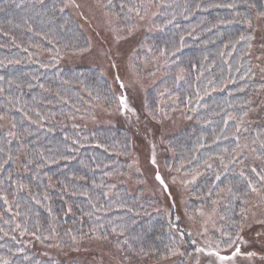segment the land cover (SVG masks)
<instances>
[{
    "label": "trees",
    "instance_id": "1",
    "mask_svg": "<svg viewBox=\"0 0 264 264\" xmlns=\"http://www.w3.org/2000/svg\"><path fill=\"white\" fill-rule=\"evenodd\" d=\"M85 1L122 32L150 19L135 51L148 47L160 76L140 113L160 125L150 114L165 103L185 124L160 137L159 151L149 147L148 165L157 186L203 168L184 191L186 209L222 195L213 239L226 256L264 186V0ZM77 11L68 0H0V264H81L44 248L86 244L134 264L179 251L174 264H195L172 206L137 183L145 169L130 177L136 134L146 129L97 121L101 108L126 111L127 93L120 78L78 60L93 37ZM242 141L257 159L253 169L243 156L229 161Z\"/></svg>",
    "mask_w": 264,
    "mask_h": 264
},
{
    "label": "rangeland",
    "instance_id": "2",
    "mask_svg": "<svg viewBox=\"0 0 264 264\" xmlns=\"http://www.w3.org/2000/svg\"><path fill=\"white\" fill-rule=\"evenodd\" d=\"M68 1L79 7V12H77L82 17H85L86 27L93 37V50L90 51L91 53L85 59L78 60H84V63L88 64H96L112 76L120 78L119 81L123 83L127 93L126 111L119 110V112H115V110L111 111L101 108L96 114L99 116L97 121L108 124L110 122L120 123L121 125L129 126L133 131L140 126L142 129H146L145 135L136 134V151L131 156L132 173L130 177L140 176V174L142 176L144 174L142 171L145 169L144 177L138 180L137 183L144 188L147 196L157 190L161 198L172 206L175 218L180 222L181 228L192 238V243L198 256L195 264H264V186L261 191L254 192V198L248 204L240 239L236 242L233 249L225 252L226 256H221L224 252L217 251L214 248L215 241L213 236L220 233L219 209L222 203V195H217V197L209 201H204L194 209H186L187 202L184 191L188 190L203 175V168L188 174L176 171L175 175L167 180V186L160 182L157 186V176L154 175V178L152 177V170L148 165L149 156L151 157L149 155V147L151 151L160 150V137L164 134H169L178 128L180 124L184 125L185 116L180 112L181 110H167L168 105L165 103H160V108L156 113L157 117L150 114L160 125L148 123L146 119L142 118H146V116L140 113V109H142L141 102L144 100L143 94L147 86L160 76L158 59L151 58L150 49L145 47L140 49L139 53L136 52L137 49L135 51V43H137L135 40H139L141 38L139 37L140 35L149 31L150 19L145 17L146 19L140 20L137 27L135 25L136 28L133 27L122 32L118 30L116 23H114L115 20L104 15L100 8L86 3V1L84 3L83 0ZM134 28L139 29V34ZM142 50L148 54V58L145 57ZM84 56H86L85 53L83 54ZM74 57L75 59L78 58V56ZM154 68L155 71H152ZM141 123L145 124L142 125ZM250 146L249 142L242 141L234 149L229 161L232 162L243 156L244 167H248L249 170L253 169L257 159L254 157ZM212 161L209 163L211 164ZM243 168L238 165L237 170L240 171ZM237 248L239 252H237ZM198 249L199 251H197ZM44 250L45 254L55 256L57 260L62 262L134 264L130 261H122L117 257L114 250L108 249L107 246H101V244H86L81 246V248H59L56 245H52L44 248ZM249 253H252V255H248ZM183 256L184 254L179 251L154 261L150 258L143 259L138 264H174ZM221 257H226V259H221ZM205 258H208L209 261L205 262ZM188 259L190 260V257Z\"/></svg>",
    "mask_w": 264,
    "mask_h": 264
},
{
    "label": "snow or ice",
    "instance_id": "3",
    "mask_svg": "<svg viewBox=\"0 0 264 264\" xmlns=\"http://www.w3.org/2000/svg\"><path fill=\"white\" fill-rule=\"evenodd\" d=\"M250 23V22H249ZM240 39H244V36H241L240 37ZM121 103L123 104L124 103V98L123 97H121ZM154 162V161H153ZM157 179L158 180H160L161 178H160V176H159V174L157 175ZM163 181L161 180V183H162ZM253 191H255V189H253ZM197 251H199V249L197 250ZM237 252H239V249L237 248ZM234 255H235V253H234ZM248 255H252V253H249ZM221 259H226V257H221Z\"/></svg>",
    "mask_w": 264,
    "mask_h": 264
}]
</instances>
